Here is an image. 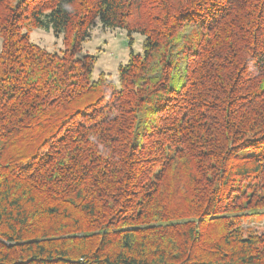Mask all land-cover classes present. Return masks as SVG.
Wrapping results in <instances>:
<instances>
[{
  "label": "trees",
  "instance_id": "trees-1",
  "mask_svg": "<svg viewBox=\"0 0 264 264\" xmlns=\"http://www.w3.org/2000/svg\"><path fill=\"white\" fill-rule=\"evenodd\" d=\"M95 21L145 37L116 81ZM0 40V264H264V0H0Z\"/></svg>",
  "mask_w": 264,
  "mask_h": 264
},
{
  "label": "rangeland",
  "instance_id": "rangeland-1",
  "mask_svg": "<svg viewBox=\"0 0 264 264\" xmlns=\"http://www.w3.org/2000/svg\"><path fill=\"white\" fill-rule=\"evenodd\" d=\"M30 41L49 52L60 54L64 50L61 35H54L51 30L32 29ZM145 37L140 33L130 35L125 29H104L98 21L89 31V37L82 42L75 57L91 56L94 59L92 79L96 80L103 73L109 79L117 80V69L124 65L132 52L142 56ZM1 48V40H0Z\"/></svg>",
  "mask_w": 264,
  "mask_h": 264
}]
</instances>
